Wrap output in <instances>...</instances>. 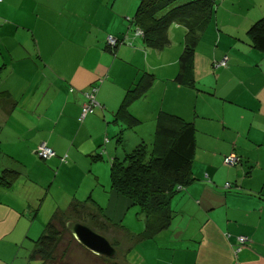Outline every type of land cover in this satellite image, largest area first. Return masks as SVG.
<instances>
[{
	"label": "crops",
	"instance_id": "1",
	"mask_svg": "<svg viewBox=\"0 0 264 264\" xmlns=\"http://www.w3.org/2000/svg\"><path fill=\"white\" fill-rule=\"evenodd\" d=\"M217 3L188 88L175 81L186 28L174 23L170 46L146 48L138 31L126 33L139 0L131 17L127 0H0V174L19 173L10 189L0 187V264H39L29 257L32 241L74 201L103 209L105 218L95 211L104 221L97 232L120 242L113 247L123 264H264V53L248 35L264 18V0ZM112 36L124 37L115 55ZM143 72L155 79L128 107L141 122L131 128L116 113ZM96 85L99 105L80 121ZM161 111L195 126L196 180L178 195L183 217L172 229L138 240L144 227L115 226L130 207L110 189V167L153 138ZM42 143L55 152L45 164L36 153ZM235 154L241 162L227 166ZM39 205L41 220L32 218ZM239 236L249 242L238 251Z\"/></svg>",
	"mask_w": 264,
	"mask_h": 264
},
{
	"label": "trees",
	"instance_id": "2",
	"mask_svg": "<svg viewBox=\"0 0 264 264\" xmlns=\"http://www.w3.org/2000/svg\"><path fill=\"white\" fill-rule=\"evenodd\" d=\"M217 2L218 0H139L136 13L129 20V27L140 33L146 48L164 49L171 44L169 37L171 26L174 23L184 26L187 30L186 43L180 57V73L175 81L181 86L195 88L194 54L199 38L215 12ZM248 35L251 45L264 53V18L252 25ZM122 43L124 39H116L115 46L109 45L108 49L115 55ZM154 79V74L143 72L139 81L127 90L124 102L116 113V118L125 120L128 127L133 128L141 123L130 113L128 107L144 95ZM89 92L94 94V102L97 105H94L93 100L88 98ZM97 92L98 86L96 85L85 93L84 105H92V111L87 116L93 114L99 105L96 101ZM5 95L7 94H2V96ZM83 109L84 106L82 112ZM196 131L193 123L161 111L157 116L154 137L149 143L148 141L138 143L133 149L124 151L125 154L122 157H116L111 163L110 189L126 198L128 207L137 208L136 216L145 222L144 230L138 234L139 236L135 235V239L152 240L172 229L175 214L172 209L173 200L177 194L186 190L196 180L192 169L196 150ZM121 134L122 132L118 135L119 141L122 138ZM234 156L237 161L231 165L232 167L241 162L240 157L236 154ZM101 158L99 154L93 156L95 161ZM18 175L17 171L5 168L0 174V187L10 189ZM226 187L231 188V184L227 183ZM41 206L33 210L32 218L38 217L41 220L42 215L38 213ZM95 211L102 217L104 216L100 206L96 204L89 206L86 202L74 201L70 204L68 213L56 212L45 223L37 239L32 241V250L28 252L30 259L38 261L39 264L49 262L50 264H67L65 256L67 257L66 254L70 252V246L63 248L61 253L60 248L65 231H71L68 223L69 214L79 216L84 220L88 219L93 223H100L97 225L98 229L103 228L104 221L100 220L101 217ZM89 213H95V216L89 219L87 218L90 216ZM122 225L115 226L127 231L128 229ZM99 258L103 264L111 263L116 259L115 257Z\"/></svg>",
	"mask_w": 264,
	"mask_h": 264
},
{
	"label": "rangeland",
	"instance_id": "3",
	"mask_svg": "<svg viewBox=\"0 0 264 264\" xmlns=\"http://www.w3.org/2000/svg\"><path fill=\"white\" fill-rule=\"evenodd\" d=\"M136 2L138 3V0H127V5L129 6V8H128L129 17H131V15H133V13H135ZM127 22H128V20L126 21V25H127L126 33L131 32V34L134 35V30L128 27ZM126 33H125V36L127 35ZM169 34H170V31H169ZM123 39H124V37H123ZM129 44L130 43L127 39V42L124 46H127L129 48H133V49H137V47H135V46L131 47ZM148 143H149V141H148ZM39 163L45 164L46 162L41 160V161H39ZM178 195L179 194H177L175 196V198H177V201L173 200L174 202L172 203V209L175 212L174 219L175 218L181 219L183 217V216L179 217V215L181 214V211H180V208L177 207ZM137 211H138V209L135 207L129 209L128 216H126V221H125V224H123V226L131 227V228L136 229L138 231H142L143 230L142 228L145 227L144 226L145 222L136 216ZM89 215L90 216H87V218L91 219L90 217L95 216V213H89ZM63 220H65V218ZM63 220H61V221H63ZM68 223L70 224V228L72 226L74 227V225H76V224H80V223L84 224L85 223L86 226H88L92 230H95L96 232L99 231V229H102L101 227L99 229L97 227V225L100 223H93L88 219L84 220V219L80 218L79 216L72 215V214L68 216ZM106 231L107 230H104L103 232L105 234L103 233L101 235L105 236L111 242V244L113 246L118 247L120 242L113 243L115 240H110V238L106 235L107 234ZM120 241L122 243H125V241L123 239ZM68 246H70V252L66 254L67 257L65 256V261H66L65 263H67V264H103V261L101 262V260L99 258L101 256L94 254L93 252H91L90 250H88L84 246H82L80 243H78V241L73 237L72 231L67 230L64 233L63 241H62L61 248H60V253L62 252L63 248L68 247ZM116 259L118 260L117 262L120 261L123 264V257L122 256L117 255ZM114 261L116 262V260H114ZM112 263L107 262L105 264H112ZM48 264H50V262Z\"/></svg>",
	"mask_w": 264,
	"mask_h": 264
},
{
	"label": "water",
	"instance_id": "4",
	"mask_svg": "<svg viewBox=\"0 0 264 264\" xmlns=\"http://www.w3.org/2000/svg\"><path fill=\"white\" fill-rule=\"evenodd\" d=\"M70 229L78 243L94 254L105 258H113L118 255L117 250L105 236L88 226L80 223L74 225V227L72 226Z\"/></svg>",
	"mask_w": 264,
	"mask_h": 264
},
{
	"label": "built area",
	"instance_id": "5",
	"mask_svg": "<svg viewBox=\"0 0 264 264\" xmlns=\"http://www.w3.org/2000/svg\"><path fill=\"white\" fill-rule=\"evenodd\" d=\"M108 42H109L110 46H115L116 39L113 38V37H109ZM226 65H227V61H223V62L220 63V66L226 67ZM91 92H89V94L87 96H88L89 99L93 100L94 105H97L94 102V94L91 93ZM90 111H92V105H88V104L84 105V109H83V112H82V115H81L80 119L83 120ZM36 153L43 160H49L50 158L55 156V152L49 146H47V144H45V143H42V144L39 145L38 150H37ZM62 161L66 162V158L62 159ZM236 161H237L236 156H229V157L226 158L225 164L228 165V166H231L234 163H236ZM238 241H239V246H242V245H245L249 241V239L246 236H240L238 238ZM239 250H240V247H238V251Z\"/></svg>",
	"mask_w": 264,
	"mask_h": 264
},
{
	"label": "clouds",
	"instance_id": "6",
	"mask_svg": "<svg viewBox=\"0 0 264 264\" xmlns=\"http://www.w3.org/2000/svg\"><path fill=\"white\" fill-rule=\"evenodd\" d=\"M219 65H220V63H219ZM222 67H223V66H222ZM226 67H227V65H226ZM38 157H39V156H38ZM39 158H40V157H39ZM52 158H53V157H52ZM40 159H41V158H40ZM50 159H51V158H50ZM63 159H64V158H63ZM42 160H43V159H42ZM43 161H48V160H43ZM227 166H228V165H227ZM98 233H99V232H98ZM239 237H240V236H239ZM239 237H238V238H239ZM246 237H247V236H246ZM248 239H249V238H248ZM248 242H249V241H248ZM248 242H247V243H248ZM247 243H246V244H247ZM246 244H245V245H246ZM242 246H244V245H242ZM238 247L241 248V246H238ZM237 249H238V248H237Z\"/></svg>",
	"mask_w": 264,
	"mask_h": 264
}]
</instances>
